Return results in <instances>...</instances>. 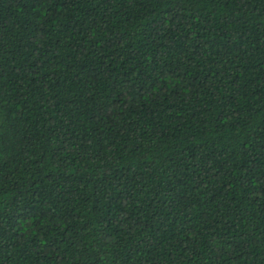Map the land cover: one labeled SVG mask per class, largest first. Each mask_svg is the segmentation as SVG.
Returning <instances> with one entry per match:
<instances>
[{
    "label": "trees",
    "instance_id": "trees-1",
    "mask_svg": "<svg viewBox=\"0 0 264 264\" xmlns=\"http://www.w3.org/2000/svg\"><path fill=\"white\" fill-rule=\"evenodd\" d=\"M0 264H264V0H0Z\"/></svg>",
    "mask_w": 264,
    "mask_h": 264
}]
</instances>
